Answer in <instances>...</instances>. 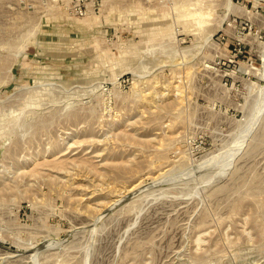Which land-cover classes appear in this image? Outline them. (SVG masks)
I'll return each instance as SVG.
<instances>
[{
	"label": "rangeland",
	"instance_id": "374dc122",
	"mask_svg": "<svg viewBox=\"0 0 264 264\" xmlns=\"http://www.w3.org/2000/svg\"><path fill=\"white\" fill-rule=\"evenodd\" d=\"M0 264H264V0H0Z\"/></svg>",
	"mask_w": 264,
	"mask_h": 264
},
{
	"label": "bare ground",
	"instance_id": "6f19581e",
	"mask_svg": "<svg viewBox=\"0 0 264 264\" xmlns=\"http://www.w3.org/2000/svg\"><path fill=\"white\" fill-rule=\"evenodd\" d=\"M131 137H132V135H130ZM78 142V141H77ZM57 151V150H56ZM60 151V150H59ZM59 151L57 152V153H59ZM57 153H56V155H57ZM49 154H51V153H49ZM55 159V158H54ZM53 159V162H52V166L53 167H55V168H58V169H61V168H64V163H63V161L62 160H59V159H56V160H54ZM46 161V160H45ZM48 161V160H47ZM32 162V161H31ZM51 162V161H50ZM49 161H48V163H50ZM83 163V162H82ZM90 163V162H89ZM89 163H87V164H89ZM42 163H40V165H41ZM86 164V163H85ZM35 165V164H34ZM37 165H39V164H37ZM39 165V166H40ZM90 165V164H89ZM92 165L93 164H91L90 166H91V169L93 168L92 167ZM89 166V167H90ZM35 167H36V165H35ZM88 167V166H87ZM34 168V167H33ZM33 168H31V169H33ZM94 169V168H93ZM96 170H98L97 168H95ZM41 172V171H40ZM36 174V173H35ZM37 174H39V172L37 173Z\"/></svg>",
	"mask_w": 264,
	"mask_h": 264
}]
</instances>
